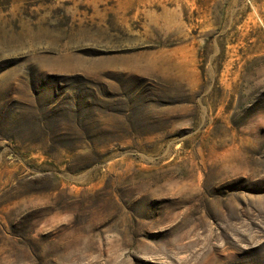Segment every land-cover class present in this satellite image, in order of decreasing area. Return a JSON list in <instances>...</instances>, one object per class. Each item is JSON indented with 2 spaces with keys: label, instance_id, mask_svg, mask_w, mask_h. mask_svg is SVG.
<instances>
[{
  "label": "rangeland",
  "instance_id": "rangeland-1",
  "mask_svg": "<svg viewBox=\"0 0 264 264\" xmlns=\"http://www.w3.org/2000/svg\"><path fill=\"white\" fill-rule=\"evenodd\" d=\"M0 264H264V0H0Z\"/></svg>",
  "mask_w": 264,
  "mask_h": 264
}]
</instances>
